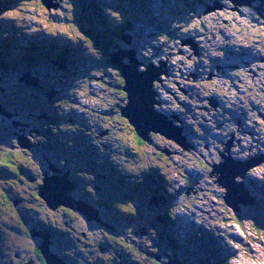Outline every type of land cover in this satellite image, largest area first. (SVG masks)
Masks as SVG:
<instances>
[{
	"label": "rangeland",
	"instance_id": "374dc122",
	"mask_svg": "<svg viewBox=\"0 0 264 264\" xmlns=\"http://www.w3.org/2000/svg\"><path fill=\"white\" fill-rule=\"evenodd\" d=\"M81 1L0 0V264L38 260L33 239L26 234V225L19 223L17 212H31L45 221L73 220L81 233L86 228L94 233L99 229L96 224L103 222L78 209L64 217L66 205L56 209L45 198H33L55 176L66 177L67 189L72 191L73 176L54 170L62 160L55 162L39 149H31L46 138L44 146H60L61 153L69 155L66 158L77 160L78 155L88 154L96 163L106 156L115 163L114 172L106 168L113 178L105 173L101 177L107 190L86 183L81 189L93 187L95 200L111 202L112 207L102 212L107 219L113 210L118 213L113 220L123 221L120 238L145 249L149 244V250L157 251L166 238L163 233L170 231L184 243L179 246L182 253L186 250L188 264H264V0H129L134 6L122 4L128 0H101L104 5L96 9L109 14L106 23L119 49L113 54L124 64L137 63L133 73L148 72L149 89L142 99L149 132L142 143L126 123L114 120L117 103L121 110L129 103L118 92L123 72L110 62L108 49L87 37ZM89 1L95 7L99 0ZM127 24L131 29L123 32ZM250 53L262 57L253 59ZM5 100L13 103L12 109L2 105ZM41 114L45 116L39 118L46 120L36 123ZM161 125L170 135L151 136L153 126ZM169 129H176L182 142ZM51 132L64 144L49 140L46 134ZM16 144L25 148L18 150ZM188 144L196 149L187 150ZM77 147L83 149L73 150ZM28 148L33 153L26 156ZM157 153L165 159L159 160ZM7 156L10 163H5ZM38 158L49 166L46 173ZM78 162L79 177L93 176L98 182ZM223 164L233 174L230 179L236 185L231 199L240 201L238 211L225 202L228 190L221 179L227 175L212 174ZM159 167L168 176L166 182L158 176ZM18 168L22 175H16ZM53 181L64 187L63 180ZM49 186L44 193L52 192ZM155 193L167 195L168 204L152 203ZM83 198L85 206L94 209V200ZM43 206L50 216L40 212ZM136 211L139 220L132 214ZM169 212L173 214L170 228H160V236L148 234ZM13 228H21L20 237ZM103 232L100 237L91 233L86 245L96 240L109 243V249L96 246L97 252L91 253L80 246L83 258L75 255L78 264L98 260L111 264L113 249L130 255L136 264H145L142 255ZM16 250L26 253L17 259ZM48 250L52 257L58 254ZM64 250L74 256L70 249ZM177 261L176 256L172 262Z\"/></svg>",
	"mask_w": 264,
	"mask_h": 264
},
{
	"label": "trees",
	"instance_id": "16d2710c",
	"mask_svg": "<svg viewBox=\"0 0 264 264\" xmlns=\"http://www.w3.org/2000/svg\"><path fill=\"white\" fill-rule=\"evenodd\" d=\"M81 2H83L82 3V10H83V12L86 15L85 18H84L85 19L84 22H85V25H86L85 26V31L87 33L86 35H87V37L93 43H96L97 45H99L101 49H105V48L108 49V52L110 53V62H111L112 54L117 51L118 45H117V43L115 41L114 36L112 34H110V31L113 32L111 30L112 27L109 26L108 22L106 23V21L109 20V17H108L109 14L107 15V14L103 13L102 12V9L101 10L100 9H96V7L92 6V4L90 3L89 0H82ZM126 2L128 4H131L132 6H134L133 5L134 2H131L129 0L126 1ZM205 7H206L205 9L208 11V9H207L208 5L207 4H206ZM242 9L244 10V8H242ZM242 9H239L238 10V12L240 14L243 13V10ZM246 9L248 10L247 7L245 8V10ZM255 14H259V13L258 12H255ZM204 17H206V16H204ZM129 29H131L130 24H127L124 28H122V31L123 32L130 31ZM12 35H14V34H12ZM7 36L9 37V35H7ZM257 40H260V39L258 38ZM124 84H125V80L123 78V81H120L119 87H118V92H121L123 94V99H122L123 101H125V97L127 96V94L122 89V85H124ZM1 103L8 110L13 108V103L10 102V101L5 100V101H2ZM27 104L30 105V106H33L34 105L33 104V101H29ZM122 104H123V102H122ZM116 106L118 107L119 111H115V112H117V115H115V119L114 120H116V122L121 121L123 123H126L127 126L131 130H134V132L138 136L139 141L142 143L144 141V139H142L138 135V133L136 132L134 126L129 122V120L122 115V113H121V105L119 103H117ZM39 108L42 110L44 108V106L43 105H40ZM42 111H44V110H42ZM35 118H36V120H35L36 123L37 122L40 123V122L46 120V119L45 120L44 119H41L39 117H35ZM156 134H158V133L153 132V133H151V136L154 137ZM149 138H150V136H149ZM46 140H47V138L46 139H41V141H39L40 143H38V144L40 146H44V143H46ZM150 141H152V140H150ZM39 148L40 147L33 146L31 149L33 150V149H39ZM46 148H47V151H45L44 149H40V151L43 152L42 154H44L46 156H49L55 162L57 161V159L58 160H62L63 163L61 165L63 166V168H62L63 169V173H69L68 176H73V178H71V179L75 183V187L72 189L71 192H72L73 196L75 198H77V199H80V200L85 201L84 198H82L80 196L81 193L86 194V196L87 195L88 196H90V195L93 196V194H92L93 193L92 188L94 187V185H93L92 188L90 187L88 189H81L79 187L80 180L77 177H79V173H80V171L78 170V167L81 164H77V163H79L78 161H80V163H83V165H85V167L87 168L88 171L89 170L92 171V173H93V175H94L95 178H98L97 187H99V186L101 187L102 186L104 188H107V185L104 184L105 181L102 180L101 178H99V176L97 175V173L100 174L101 176H104V173H105V175L106 174H109V175H111V178H113L112 171L113 170L115 171V163L109 157L107 158V156L104 158L103 162H101L100 160L99 161L97 160L98 162L96 163L90 157V155H88V154L83 155L82 154V155H78L79 158H77V160H78L77 161L73 157L66 158L69 155L68 154H65L64 155L63 153H61V150H59V146L56 145V144H53L52 146L46 145ZM31 149L30 148L26 149L24 155L27 156L28 155L27 152H32ZM58 152H60V153H58ZM157 157H158L159 160H164L165 159L163 153H157ZM71 161H73V162H71ZM10 162H11V159L9 158V156H7L6 157V160H5V163H10ZM64 162L66 163V165L64 164ZM5 165H7V164H5ZM54 167H59V166L55 163L54 164ZM107 167L110 168L112 171L110 169L109 170L106 169ZM160 168L161 167H159V172H158L159 175L158 176H160V178H162V180H164L166 182L168 176ZM20 173L22 175V170H21V168H18L16 170V175L19 176ZM91 179H94L93 176L91 177ZM79 188H80V190H82V192L75 193L74 190L75 189H79ZM38 189H40V187ZM95 189H97V188H95ZM161 194L155 193V196H154L156 198H160L161 197L162 202L159 201V204H158L160 207L162 205L163 206L164 205H167L168 202H169L168 201V198H167V195H164V194L161 195ZM32 196H33V198L35 197L36 199L43 198L40 195L39 192L33 193ZM10 200L13 201V199L11 197H10ZM94 203H95V206L100 211H104L107 206H109L110 208L112 207L111 202L108 201V200H105V201H102V202L101 201H98V202H94ZM67 208H69V209H66V212L67 213H70V211L72 209H76L77 210V208L75 206L67 207ZM39 209H40L41 212H44V211L47 212L48 211L45 206L40 207ZM22 213L23 212H17V217H18V220H19V223L20 224H25L26 225L25 231H26L27 234H29L30 236H34L33 232L36 231V230L37 231L43 230L44 233L53 234L52 231H50L49 229H44L43 227L41 229H39L40 227L32 226V228H31L28 224H26V219L24 218L25 215L23 216ZM132 214L135 217L134 218L135 220H139V218L141 217L140 213L137 212V211L135 213H132ZM172 216H173V214L169 212V215L167 217H165L166 219L163 221L164 223H162V221L158 220L157 223L154 224L153 228H150L149 229L148 234H150V235H154L155 234V236L158 234L160 236L161 235L160 232H159L160 228H162V229H164V228H170L171 221H172L170 217H172ZM121 221L122 220L117 221V228L118 229L119 228L120 229L122 228L124 230V225H121ZM55 222H56V225L58 226L59 224H61L62 222H64V220H62V222H59V220H55ZM166 232H168V233H165V232L163 233L164 235H166V238H165L164 242L161 243V246L158 245L159 248L157 249V251L149 250V244H148V248L145 249L143 246H140L138 244V242L132 241V240H130L127 237L122 236V238H120L121 235L118 234V231L116 233H113L112 232V234H111L110 237L115 242L118 241L119 243H121V244L127 246L128 248H130L132 251H136L137 253H139L140 255H142L144 257V263L145 264H172V261L175 259L176 256L180 260V264H188L189 258H188V256L185 255L186 250H184L185 252L182 253L181 250H180V246H179V244H180L181 247H182L184 243L178 238V236H172V235H170L171 234L170 231H166ZM169 237H170V239L173 242H170L168 240ZM150 240H152V239H150ZM152 242L154 243V240H152ZM37 248H38V250H37L38 257L45 264H47L46 259H45V256L42 253L40 246H37ZM130 260L133 261L134 264H136V262L133 260V258L130 255L126 254L125 252L117 251V250L113 249V251L111 253V260H110V263L111 264H132L133 262H131Z\"/></svg>",
	"mask_w": 264,
	"mask_h": 264
},
{
	"label": "flooded vegetation",
	"instance_id": "af4514ba",
	"mask_svg": "<svg viewBox=\"0 0 264 264\" xmlns=\"http://www.w3.org/2000/svg\"><path fill=\"white\" fill-rule=\"evenodd\" d=\"M264 4V2L262 3ZM260 55H257L256 53H250V57L253 58V59H261L262 56ZM249 61V60H247ZM159 103H161V101H159ZM4 114V113H2ZM29 115H32V114H29ZM45 115L44 114H41L39 115L38 117H44ZM61 138L62 136L64 135L62 131H59L58 133ZM69 134V133H68ZM72 135V133H70ZM59 135H56V133L54 132H51V133H47L46 136L49 137V140H55L57 139V143H61L62 145L64 144L63 142H61V138H59ZM100 135H103V134H100ZM80 142H82L83 140L79 139ZM157 145V144H156ZM15 146H19L18 144H16ZM14 146V148H15ZM36 147H40V149H44L45 151H47V148L46 146H40L39 144L38 145H35ZM159 147V146H158ZM19 148L18 150H23L25 148H21V147H17ZM16 149V148H15ZM77 149H83L82 147H77V148H74L73 150H77ZM191 149H196V146L193 144V145H189L188 144V147H187V150H191ZM59 150H62L61 147L59 146ZM81 151V150H79ZM112 153L115 152V150H112L111 151ZM40 153V152H39ZM60 153V152H58ZM180 154L181 151H177V154ZM42 154V153H41ZM57 154V153H56ZM176 154V153H175ZM173 156H175L174 154H172ZM222 156V155H221ZM223 158V157H222ZM233 158V157H232ZM39 159V158H38ZM39 162H42L44 163V167H43V173H46V168L49 167L48 165H46L45 161L42 160V159H39ZM59 167H54V169H57V172L56 174L59 175V173L61 174H64L63 173V166L62 165H59L57 164ZM66 176L69 175V173L65 174ZM77 177V176H76ZM3 178V177H2ZM50 178V177H48ZM79 180H80V183H79V187L81 188V186L86 183V185H94V186H97V182H96V179L93 180L91 178H87V179H83V178H80V177H77ZM98 179V178H97ZM53 179H49V181L51 182ZM72 180V179H71ZM177 181V180H176ZM43 187H46L43 186ZM43 187L41 186V190L45 191V189H43ZM175 187V186H174ZM48 188V187H46ZM98 188V187H97ZM170 188L167 186V190H169ZM60 190H64V194L66 195L67 190L66 188L64 187H61ZM194 190V188H193ZM70 195L73 196L72 192L69 193ZM80 196L83 198V197H89V198H92L94 200V202H98V200H95L94 197L92 195L90 196H86V194H83L81 193ZM74 197V196H73ZM75 198V197H74ZM77 201H81L80 199H77L75 198ZM159 201L162 202V199L161 198H156L155 197V202L157 204H159ZM60 205H57V207H59ZM66 209H69L66 207ZM66 209L64 210L65 213H64V217L67 215H69V213L66 212ZM71 211H77L76 209H72ZM70 211V212H71ZM96 211L98 212L99 214V218L100 220H102L103 222L101 223H98L96 224V226H99L98 228L99 229H96V231L93 233V230L92 229H89V228H86L85 231L87 230L88 231V234L90 235L91 233L94 234L95 236H99V235H105V232H103V230L107 231V233L109 234L108 237L111 236L112 232L113 233H116L118 230L117 228V223H115V221L113 220L114 218V215H118V213L113 210V213H111V215L109 216L110 219H107V215H105L102 211L100 212L99 209L96 208ZM41 212V211H40ZM79 212V211H78ZM28 214H24L22 213V215L24 216V218L26 219V224L30 225V227L32 228V226H35V227H40L39 229H41L42 227L44 229H49L50 231L53 232V234H50V233H44L43 230H39V231H34V236H30L32 239H33V245H31L33 248H34V251H36V257L38 258L39 262L41 264H45L39 257H38V254H37V246H40V243L43 242V240L45 239V237L47 236L48 237V240H49V248L51 249V251L55 252V253H58L59 256L63 259L64 261V264H78L77 263V258L75 257V255L77 257H80V258H83L82 256V253L81 251H79V248L78 247H84L86 248L88 251H90L91 253H96L97 252V248L96 246H99V248L103 251H106L107 249H109V243H106V244H101V242L98 243V241L94 240V245H86V241H89L90 240V236L88 235L86 237V232H79V230H77L72 224L74 223L73 220H70L69 222H66L64 221V229H63V225H56V222H52L50 220H40V219H37L35 218L34 216H32L33 213L31 212H27ZM80 213V212H79ZM45 215H49V211L45 212L44 213ZM82 214V213H81ZM26 215H30L29 217H27ZM83 215V214H82ZM50 216V215H49ZM116 217V216H115ZM163 219L165 220V215L163 213ZM28 222H31L30 224ZM66 228V230H65ZM14 229V228H13ZM103 229V230H102ZM16 230L17 234H18V237H20L21 235V228H18V229H14ZM1 232V235H0V238H2L3 236V232L0 230ZM81 234V235H80ZM24 235V234H23ZM24 237L26 239H28L30 241L29 238H27L25 235ZM100 237V236H99ZM111 238V237H110ZM112 239V238H111ZM31 242V241H30ZM173 242V241H172ZM101 245V246H100ZM70 249L73 253H74V256L71 255V253L69 254L68 252H66L64 249ZM1 250V249H0ZM64 250V251H62ZM26 252L23 250V251H20V250H16L15 252V257L17 259H21L22 258V255L25 254ZM57 254V255H58ZM3 256V255H2ZM38 260L34 257V260H32L29 264H38ZM133 262V261H131ZM59 264V263H57ZM95 264H105L104 261L102 260H98ZM134 264V262L132 263Z\"/></svg>",
	"mask_w": 264,
	"mask_h": 264
},
{
	"label": "water",
	"instance_id": "95a60500",
	"mask_svg": "<svg viewBox=\"0 0 264 264\" xmlns=\"http://www.w3.org/2000/svg\"><path fill=\"white\" fill-rule=\"evenodd\" d=\"M263 1V0H262ZM115 54V53H114ZM112 54V59L111 62L115 65H117L123 72V77L125 80V84L122 87L123 91L127 94V98L129 103L127 104L126 107H124L121 110V113L124 117H126L129 122L134 126L136 132L138 133V135L144 139V140H148V128H147V124H145V120H147L146 118H148V113L145 111L146 108V104L145 101L142 99V94L149 89V87H147L148 85L145 84L146 83V79H145V75L148 72L142 73V72H135L133 73V71L135 69H133L134 66L137 65V63H133L132 65L130 64H124V60L122 58H120L118 55H114ZM134 61V60H133ZM152 81V80H151ZM36 85V84H35ZM151 86V84H150ZM138 110V111H136ZM141 117H140V114ZM139 115V117H138ZM138 117V118H137ZM164 117V116H163ZM141 120V121H140ZM162 126V125H161ZM146 127V128H145ZM164 126L162 127H154L153 126V130L154 132H161L164 135H170L169 133H167L164 128ZM147 129L145 132L143 130ZM177 129V128H176ZM175 129V130H176ZM170 130V129H169ZM175 130H170L171 136L177 140V142H182L179 137L175 134ZM183 144V143H182ZM230 160V159H228ZM232 165V164H231ZM225 166L227 165H221V167H219L218 173H222V175H227V178H222L221 179V184L228 190L227 192V196H226V200L225 202L230 205L235 211H238L239 208L236 205L237 202L235 200L234 201L231 199V192L232 190V185H236L234 182L231 181L230 177H231V171H229ZM229 167V166H228ZM55 170V169H54ZM57 171V170H56ZM233 175V174H232ZM52 179H59V180H63L65 182L64 184V188L67 189V185L69 186V183H67L66 177H62L59 178V176H55ZM62 182L59 181H51L50 182V186H49V180L46 182V187H50L52 192L51 193H44L46 191H43L40 189V195L48 200V203L51 207L55 208L57 205L63 204L66 205L67 207H72L75 206L78 210H81L83 212H87L89 216H94L95 218H99V214L96 210L91 209L87 206H85V204L83 203V201H77L72 195H70L69 191L70 189H67L65 191L69 192L66 193V195L64 194V190H60L61 187H63L61 185ZM71 185L70 188H74L75 187V183L71 180ZM46 187H43V189H45ZM238 187V185L236 186V188ZM69 190V191H68ZM245 193H247L246 191H244ZM243 199H241V201L245 202L246 196L245 194L242 195ZM152 203H156L153 201V198L151 200ZM157 204V203H156ZM160 221H163L162 217H159ZM33 234H35L33 232ZM44 247L41 245V251L45 256L46 262L47 264H64L63 259L60 256H55L52 257L49 253H48V248H49V240L48 237L46 236L44 239V243H43ZM46 250V251H45ZM173 264V262H172ZM177 264H180V260L178 259Z\"/></svg>",
	"mask_w": 264,
	"mask_h": 264
},
{
	"label": "bare ground",
	"instance_id": "6f19581e",
	"mask_svg": "<svg viewBox=\"0 0 264 264\" xmlns=\"http://www.w3.org/2000/svg\"><path fill=\"white\" fill-rule=\"evenodd\" d=\"M160 101V100H159ZM177 128V127H176ZM21 148H24V144H18ZM229 151V150H228ZM221 155H225V154H221ZM264 155H262L261 157H263ZM223 157V156H222ZM230 157V156H229ZM253 169V168H252ZM212 174H218V170L217 169H215L214 170V172L212 173ZM239 177H244V175L243 176H239ZM247 199H248V196H247ZM57 209V208H56ZM81 235V234H80Z\"/></svg>",
	"mask_w": 264,
	"mask_h": 264
}]
</instances>
